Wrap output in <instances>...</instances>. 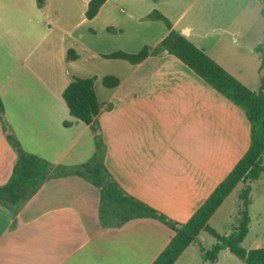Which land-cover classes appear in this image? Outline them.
Here are the masks:
<instances>
[{
  "label": "crops",
  "instance_id": "crops-1",
  "mask_svg": "<svg viewBox=\"0 0 264 264\" xmlns=\"http://www.w3.org/2000/svg\"><path fill=\"white\" fill-rule=\"evenodd\" d=\"M155 1L171 29L184 34L243 82L231 71L238 69L233 63L241 57L226 54H246L234 36L245 35L251 16L246 8L252 0ZM26 3L0 0V35L18 17L36 13L39 20L31 19L32 26L50 20L51 0L41 6L36 0L30 7ZM150 13L131 21L144 19L148 25L157 21L148 45L154 48L170 28L149 17ZM148 25L137 33H148ZM7 53L8 58H0V98L5 121L23 149L54 165L86 161L94 151L96 132L70 115L53 88L54 78L47 81L28 63ZM118 79L97 116L106 147L105 166L127 193L176 222H185L247 151L251 125L239 106L173 54L150 53L136 64L128 62ZM67 115L70 120L65 119ZM5 134L0 119V185L9 178L17 158ZM245 184L239 182L208 220L216 231L223 223L225 234L230 232L231 221L227 226V220L233 208L237 212ZM248 184L251 221L242 243L254 226L257 200H264V173ZM99 198L100 191L92 183L66 175L46 179L15 216L0 203V264H151L174 235L173 229L152 217L103 227ZM230 199L231 209L229 204L225 207ZM256 226L264 229V222L256 220ZM206 234L201 231L173 264L189 247H195L198 256L199 245L209 249L215 239L208 247ZM255 235L257 242L263 237L262 230ZM257 246L263 245L245 249ZM223 251L228 249L219 254ZM219 254L212 264H220Z\"/></svg>",
  "mask_w": 264,
  "mask_h": 264
},
{
  "label": "trees",
  "instance_id": "trees-1",
  "mask_svg": "<svg viewBox=\"0 0 264 264\" xmlns=\"http://www.w3.org/2000/svg\"><path fill=\"white\" fill-rule=\"evenodd\" d=\"M105 1L89 0L84 13L85 17L92 19ZM43 2L44 0H36L39 6ZM262 2L264 5V0ZM149 17L162 20L170 28L168 34L154 48L143 46L138 52L115 51L103 56L125 60L131 64L142 61L150 53L166 52L176 56L244 111L251 125L250 144L244 155L187 221L176 222L127 193L107 169L104 163L106 147L99 133L97 119L100 105L93 91V81L90 78L74 77L62 90L61 97L70 115L90 125L96 132L93 153L82 163L52 165L44 158L27 152L10 131L3 116V103L0 98L2 126L6 131L5 136L8 143L17 155L9 178L0 185V203L9 208L15 216L46 179L78 175L92 183L100 191L98 214L103 227L120 226L132 218L152 217L173 229L174 235L151 264H173L184 249L197 239L201 231H206L215 239L209 249L199 245L203 261L213 263L217 260L222 249H228L243 264H264L263 247L247 250L242 246L251 221L248 182L257 180L264 173V73H262L264 69V40L254 47V51L260 57V84L257 90H252L192 43L184 34L171 29L170 21L160 12L153 10ZM68 52L71 53L73 50L70 49ZM102 83L107 88H115L119 84V79L114 76H104ZM64 124L68 123L64 122ZM239 182L246 184L239 194L240 204L235 220L231 223L228 234H220L209 225L208 220Z\"/></svg>",
  "mask_w": 264,
  "mask_h": 264
},
{
  "label": "rangeland",
  "instance_id": "rangeland-1",
  "mask_svg": "<svg viewBox=\"0 0 264 264\" xmlns=\"http://www.w3.org/2000/svg\"><path fill=\"white\" fill-rule=\"evenodd\" d=\"M26 2L30 7L34 0H26ZM51 2L49 21H42L37 26H32L31 19L39 20L36 13L27 16L30 21L27 17H18L16 21H12L13 26L9 28V31L0 35V58H8L6 52H10L13 57L28 63L33 69L32 71L43 75L47 81L54 78L53 88L59 92L62 103L61 92L74 77L90 78L93 81V91L97 101L101 105L111 91L103 85L102 78L104 76L120 77L124 67L128 64V61L106 58L103 55L115 51L138 52L143 47L139 48V44L150 45L153 37L151 33L155 29L157 21L148 25L144 19L140 22L131 21V19L147 15L153 10L159 12L160 8L155 6V0H108L92 19H87L84 13L88 0H51ZM35 6L37 7V5ZM246 13L251 16L248 20L249 27L247 26L245 29V35L243 37L234 36L242 46H245L246 54L242 52L241 56L235 52L226 55L241 57L240 60L233 63L238 69L231 68V71L248 86L257 89L260 84V58L253 48L264 40V5L262 0H252V5L246 8ZM146 24L148 25L146 27L151 28L146 29L148 33L138 34V28ZM158 24L163 26L160 21ZM70 49L73 52L69 53ZM210 51L212 52V50ZM45 66H51L52 69H47ZM262 73H264L263 70ZM65 119L70 120L69 115ZM84 139L85 137L82 138L81 144L84 143ZM227 202L229 203H226L225 207L229 204L228 207L231 209L233 207L231 199ZM230 215L231 218L227 220V226L229 221L233 223L235 220L234 208ZM253 218L254 226L251 233L242 243L244 248L255 245L264 246V229L256 226V220L264 222V200H257L253 208ZM217 227L219 233L225 234V231L222 230L225 227L223 223ZM261 230L263 237L254 242L255 234ZM206 236L209 240L207 245L210 247L214 238L209 234ZM200 256H198L195 247H189L177 264H212L209 261H203ZM219 259L220 264H242V261L229 251L219 254Z\"/></svg>",
  "mask_w": 264,
  "mask_h": 264
},
{
  "label": "water",
  "instance_id": "water-1",
  "mask_svg": "<svg viewBox=\"0 0 264 264\" xmlns=\"http://www.w3.org/2000/svg\"><path fill=\"white\" fill-rule=\"evenodd\" d=\"M182 32H183V33H186V32H187V30H182Z\"/></svg>",
  "mask_w": 264,
  "mask_h": 264
}]
</instances>
